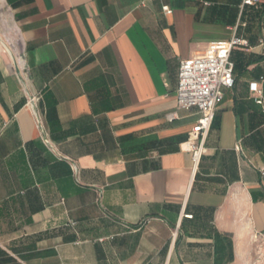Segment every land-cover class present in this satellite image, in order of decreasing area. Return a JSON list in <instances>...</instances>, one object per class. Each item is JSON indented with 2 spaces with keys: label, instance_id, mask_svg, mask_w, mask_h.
I'll return each mask as SVG.
<instances>
[{
  "label": "crops",
  "instance_id": "crops-1",
  "mask_svg": "<svg viewBox=\"0 0 264 264\" xmlns=\"http://www.w3.org/2000/svg\"><path fill=\"white\" fill-rule=\"evenodd\" d=\"M234 37L195 166L180 62ZM255 84L264 2L0 0V264H264Z\"/></svg>",
  "mask_w": 264,
  "mask_h": 264
},
{
  "label": "built area",
  "instance_id": "built-area-1",
  "mask_svg": "<svg viewBox=\"0 0 264 264\" xmlns=\"http://www.w3.org/2000/svg\"><path fill=\"white\" fill-rule=\"evenodd\" d=\"M263 2L264 0H241V6L256 8ZM163 11L168 15L172 14L169 7H163ZM245 45L244 40L237 37L230 41L213 42L203 53L180 62L176 95L178 107L187 110L197 108L200 117L185 143V149L191 153L195 166L207 153L206 141L215 119L216 108L223 102L224 92L235 86V69L231 52L234 48ZM252 90L259 95L257 103L264 105L258 85H253ZM34 101L35 98H31L28 106L33 109L38 127L41 128ZM261 176L264 177V169L261 170ZM186 217L192 218L189 215Z\"/></svg>",
  "mask_w": 264,
  "mask_h": 264
},
{
  "label": "trees",
  "instance_id": "trees-1",
  "mask_svg": "<svg viewBox=\"0 0 264 264\" xmlns=\"http://www.w3.org/2000/svg\"><path fill=\"white\" fill-rule=\"evenodd\" d=\"M215 118H216V116H215ZM214 121H215V119H214ZM214 123V122H213Z\"/></svg>",
  "mask_w": 264,
  "mask_h": 264
}]
</instances>
